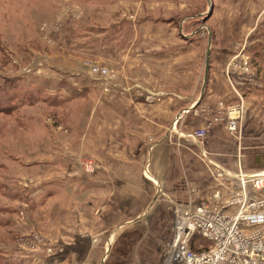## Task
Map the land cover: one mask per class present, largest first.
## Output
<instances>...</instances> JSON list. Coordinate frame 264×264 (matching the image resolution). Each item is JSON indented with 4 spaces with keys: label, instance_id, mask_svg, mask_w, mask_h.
Returning a JSON list of instances; mask_svg holds the SVG:
<instances>
[{
    "label": "crops",
    "instance_id": "obj_1",
    "mask_svg": "<svg viewBox=\"0 0 264 264\" xmlns=\"http://www.w3.org/2000/svg\"><path fill=\"white\" fill-rule=\"evenodd\" d=\"M91 1L84 3V19L77 25L85 29L82 38L71 41L73 37L67 35L72 47L63 50L57 45L59 52L54 55L59 57L54 62L65 68H76L80 65L77 62L81 58L89 57L79 52L97 54L96 52L102 51L100 56L105 61L98 55L90 57L97 56L95 59L105 63L104 65L117 67L120 77H159L165 84L167 95L162 103H147L130 94L120 96L116 90L111 94L100 91L96 94L94 86L87 85L88 90L92 88L96 94L95 102L98 104V120L92 121L88 126L91 130L95 125L99 128V141L103 147L100 149L98 146L96 156L88 149L89 146L85 152L81 147V156L91 151L96 157L79 158L96 165L91 172L92 181H82L86 176L77 178L76 170L82 169V166L76 158V150H72L73 158H51L50 164L64 162L65 166L61 168L63 172L55 173L52 168L47 171L43 163L39 165L34 174L40 177L38 182L43 185L30 192L31 207L34 209L36 203L40 206L43 198L66 195L69 203L59 204V209L71 215L65 220L71 228L69 221L73 222L75 209H90V205L80 203L75 197L84 198L86 192L92 189L87 184L93 183L98 188L99 196L101 193V198H98L101 202L96 205L98 213L105 207L106 191L111 190L115 198L119 191L120 198L117 202L120 204L113 202L111 205L113 210L125 216L124 223L131 222V219L151 224L162 223L167 221L164 212L168 210L167 206H163V200L179 206L187 201L188 196L195 204L224 205L241 187L238 177L240 173L246 176L264 174V129L260 131L258 128L259 133L252 136L246 128L232 132L226 123L214 122L204 138L193 135V132L204 128L210 118L218 116V103L225 102L228 107L240 104V100H234L236 93L225 76H230L228 68H239L242 60L239 62L234 58L227 47H217L219 52L223 51L221 53L224 56L216 58V46L225 45L212 43L214 28L202 21L203 15H206L203 0H98V4H92ZM210 1L211 5H217L214 0H209V3ZM91 5L99 6L90 8ZM155 8L159 11L154 12ZM204 35L208 38L206 46L201 43ZM198 39L200 41L196 42ZM80 47L82 50H77ZM225 68L227 69L224 70ZM61 83L67 85V78H61L59 84ZM251 95L248 92L245 96ZM242 99L245 111L247 101L244 96ZM204 108L212 109L214 116H205L200 111ZM176 118H180L178 122H175ZM212 160L226 170L224 178L217 179L214 176L213 167L207 165ZM68 169L74 171L68 173ZM78 180L80 182L76 183ZM46 181L47 184H44ZM153 188L157 191L156 196ZM120 190L123 191V196ZM258 194L264 198L263 192ZM161 195L165 197L163 200ZM123 197H126V202L122 200ZM90 210L93 214V207ZM228 211L234 213L236 210L229 208ZM88 213L89 211L77 212L81 216V222L90 223ZM122 222L114 227L120 226ZM60 224L65 225L64 220ZM8 226L9 237L4 244L7 247L0 255L2 264L74 262L71 258L68 261L48 263V259L43 260L37 254L40 252H33L38 248L30 250L21 244L26 240L24 238L21 241L25 227L14 221ZM80 231L83 236L84 231ZM92 233L95 234L94 240L97 236L100 237V234ZM50 235L55 244L69 242L71 245V242L78 239L76 235V239L71 241L73 233L71 230L68 233L66 229H62L59 235L54 236L52 232ZM83 239L91 243L89 238ZM74 253L78 258L79 252ZM99 253L95 246L87 251L85 264H90L87 259L93 258L96 261Z\"/></svg>",
    "mask_w": 264,
    "mask_h": 264
},
{
    "label": "rangeland",
    "instance_id": "obj_2",
    "mask_svg": "<svg viewBox=\"0 0 264 264\" xmlns=\"http://www.w3.org/2000/svg\"><path fill=\"white\" fill-rule=\"evenodd\" d=\"M88 1L91 0H0V98L3 97L5 104L12 98L16 104L13 106L14 108L12 107L14 112L10 113L11 110H5L0 113V255L1 251L7 247L4 245L9 237L8 228L10 225L8 227L7 225L14 221L25 227L24 237L21 238V241L25 238L28 242L25 240L21 244L30 250L38 248L33 252H40L41 254H37L43 260L48 259V263L57 260L68 261L73 258L72 264L82 262L85 264L87 251L92 250L95 246L100 253L96 261L93 258L86 260L90 264H163L176 233L175 219H177L180 209V206L173 205L169 200L165 202L163 195H161L163 206L168 208L164 212L167 221L154 224L134 219L124 223L125 216H122L119 211L113 210L111 205L113 202L120 204L117 202L120 198L119 191H117V198L112 195L111 190L106 191L107 205L104 204L105 207L98 213L96 205L101 202L98 200L99 197L101 198V193L99 196L98 188L93 183L87 184L92 189L86 192L84 198L75 197L80 203L90 205V209L93 207V214L90 209L76 208L72 215L73 222L69 221L71 228L65 221L71 215L69 212L59 209V204L69 203V198L66 195L43 198L41 205L36 203L34 209L30 205V192L35 188L40 189L43 185L38 182L40 177L34 174L40 164L43 163L47 171L52 168L55 173L63 172L61 168L65 166L64 162L58 160V164H50V159L73 158L72 150H76V158H78L82 169L76 170L78 173L75 174H77V178L86 176L82 181L91 182L93 176L91 172L95 170L94 166L96 165L91 162L92 165L89 167L85 162L90 161H81L79 158H96L98 146L103 149L99 141V128L95 125L91 130L88 126L92 121L98 120V104L95 100L96 94L100 90L96 86V79L81 70L79 83L70 85L72 83L68 81L67 85L59 84L61 78H69L72 76V72H77L79 66L65 68L54 62L55 58L59 57L54 55L59 52L57 45L63 50L72 47L67 35L70 34L73 37L71 41H73L78 37L81 39L85 32L84 28L77 26L84 17L77 20L65 17L68 15L65 11L66 5L71 4L68 6L75 7L85 14L82 8H85L84 3ZM214 1L216 6L211 5L212 2L209 3V0H203V7L206 9L203 23L215 29H213L212 43L224 44L225 47L217 45L216 48L227 47L233 53V57L240 60L239 62L242 59H247L252 66L247 65V70L250 72L242 70V64L239 68L231 66L228 68V71L231 72L230 76H225V79L236 93L234 100H240V104L237 105L242 110L241 129L246 128L248 134L255 136L259 130L264 129V0ZM222 1H226V3ZM90 3L98 4V0H93ZM96 6L99 5H91L90 8ZM158 11V8L154 9V12ZM56 18V21L61 18L64 21L59 33L53 35L56 39L52 38V41H49L48 37H45L46 29L44 28ZM73 28L76 30L74 31ZM46 35L48 36L47 30ZM202 39V46H206L207 35H204ZM199 41L200 39L196 42ZM218 48L215 50L216 58L221 59L224 54L221 53L223 51L219 52ZM77 50L81 51L82 47ZM79 53L83 56L89 55V57L83 58H91L99 63L102 62L95 59L97 56L93 58L94 55H98L101 60L105 61L100 56L103 54L102 51L96 52L97 54H87L83 51ZM37 57L47 60V65L43 68L42 73H26L25 68L29 62ZM77 64L79 65V62ZM113 69L118 68L114 66ZM87 85H93L96 94L93 93L91 87V90H88L89 86ZM248 92L252 94L251 97L245 96ZM242 94L247 101L245 111ZM42 98L49 104L59 106L49 108L42 104ZM220 103H218V116H224V113L220 111L227 109L228 105L223 102L224 109H222ZM30 105H38L39 108L37 110L23 108V106ZM200 111L202 112V110ZM211 114L214 116L212 109L209 116ZM214 122L225 123V121L215 120ZM258 128L260 129L258 130ZM5 144L10 148H7ZM81 147L84 152L86 148L92 150L95 156L91 151H87L88 155L81 156ZM39 158L42 159L39 160ZM72 171L74 170L68 169V173ZM79 182L78 180L76 183ZM44 184H47V181ZM120 189L123 190V188ZM153 189L156 196L157 191L155 192V188ZM123 191H121V196L124 194ZM261 192L264 193V190ZM131 193L133 194V191ZM125 198H122L124 202H126ZM186 198L189 201V197ZM186 202L183 201L181 204ZM82 211L86 213L89 211L87 214V218L91 217L89 224L84 223L85 221L81 222V216L77 212ZM63 220L65 225L62 226L60 223ZM121 222L120 226L114 227ZM62 229L68 230V233L71 230L73 233L71 241L75 240L77 235L76 242H71V245L69 242H67L68 244H55L50 233L52 232L54 236L59 235ZM80 230L84 231L83 236ZM92 232L100 234V237L97 236L94 240L95 234ZM34 236L40 237L42 242L37 241ZM82 237L89 238L93 244L87 243ZM30 239L35 240L33 242L35 245L32 247L29 245ZM94 241L97 244H94ZM194 242L195 244L203 243L205 247H209L211 243L201 235H198ZM74 251L79 252L78 258ZM56 257L58 258L56 259ZM0 264H2L1 259Z\"/></svg>",
    "mask_w": 264,
    "mask_h": 264
},
{
    "label": "built area",
    "instance_id": "obj_3",
    "mask_svg": "<svg viewBox=\"0 0 264 264\" xmlns=\"http://www.w3.org/2000/svg\"><path fill=\"white\" fill-rule=\"evenodd\" d=\"M68 5L71 4L66 5L65 11L70 16L65 17L76 20L83 17L84 13ZM56 20L57 18L44 28L48 31L47 36L45 30V37H48L49 41H52V38L56 39L53 35L59 33L64 21L62 18ZM79 62L78 71L72 72L71 77H66L72 83L70 85L80 82L82 70L96 79V86L102 93L111 94L116 90L120 96L130 94L133 98L147 103H162L166 98L165 84L155 76L120 77L117 70L91 58H81ZM241 64L242 70L250 72L247 70V65H250L247 59H242ZM46 65V59L37 57L29 62L25 72L39 74ZM220 105L224 109V103L221 102ZM241 111L239 105L229 106L220 111L224 116H218L214 120L225 121L230 131L239 132ZM195 112L198 113L197 110ZM202 113L209 116L210 109L204 108ZM180 118H176L175 122ZM214 120L210 118L208 124L193 132V135L197 138L207 136ZM85 163L89 167L92 165L91 162ZM210 164L207 165L213 167L212 172L217 179L226 176L227 172L222 166L215 164L213 160ZM238 177L241 187L224 205L195 204L190 198L186 203L179 205L176 233L163 264H264V198L258 194L264 190V174L246 176L240 173ZM229 208L236 211L231 213L228 211ZM198 235L211 242L209 247H205L203 243L195 244L194 239ZM34 238L42 242L40 237ZM34 241L29 240L30 247L35 245Z\"/></svg>",
    "mask_w": 264,
    "mask_h": 264
},
{
    "label": "trees",
    "instance_id": "obj_4",
    "mask_svg": "<svg viewBox=\"0 0 264 264\" xmlns=\"http://www.w3.org/2000/svg\"><path fill=\"white\" fill-rule=\"evenodd\" d=\"M83 17H84V15H83ZM73 19V18H72ZM76 20V19H75ZM203 20H204V17H203ZM202 20V21H203ZM20 82V81H19ZM43 99V98H42ZM42 104L43 105H45V106H48L49 108H53V107H55L56 106V108L59 106V105H54V104H49V103H47L44 99H43V102H42ZM14 105H16L15 104V102H13L12 101V98H10V100H9V102H7V104H5L4 102H3V97L2 98H0V113H3V112H5V110H11V111H9L10 113H12V112H14ZM18 105V104H17ZM13 107V108H12ZM23 108L24 109H26V110H37L38 108H39V106L38 105H30V106H27V107H24L23 106ZM6 145V144H5ZM6 147L7 148H10L8 145H6Z\"/></svg>",
    "mask_w": 264,
    "mask_h": 264
},
{
    "label": "water",
    "instance_id": "obj_5",
    "mask_svg": "<svg viewBox=\"0 0 264 264\" xmlns=\"http://www.w3.org/2000/svg\"><path fill=\"white\" fill-rule=\"evenodd\" d=\"M208 59H209V55H208Z\"/></svg>",
    "mask_w": 264,
    "mask_h": 264
}]
</instances>
